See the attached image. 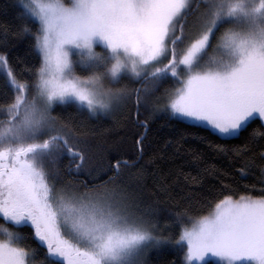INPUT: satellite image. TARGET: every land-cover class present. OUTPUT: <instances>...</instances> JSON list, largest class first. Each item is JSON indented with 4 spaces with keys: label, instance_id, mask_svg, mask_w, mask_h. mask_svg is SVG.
Instances as JSON below:
<instances>
[{
    "label": "snow or ice",
    "instance_id": "6c2138e0",
    "mask_svg": "<svg viewBox=\"0 0 264 264\" xmlns=\"http://www.w3.org/2000/svg\"><path fill=\"white\" fill-rule=\"evenodd\" d=\"M19 4L0 33V264H264V0ZM159 118L232 170L181 136L149 173ZM108 119L131 123V155L93 169Z\"/></svg>",
    "mask_w": 264,
    "mask_h": 264
},
{
    "label": "trees",
    "instance_id": "16d2710c",
    "mask_svg": "<svg viewBox=\"0 0 264 264\" xmlns=\"http://www.w3.org/2000/svg\"><path fill=\"white\" fill-rule=\"evenodd\" d=\"M20 4L18 0H0V33H2V26L5 24L16 26L20 23L19 18ZM21 47L20 54L23 55V46ZM3 80V73L0 72V81ZM2 89V85H0ZM4 97L0 95V100ZM143 119V117H141ZM96 123V131L98 133L97 139L101 142H106L105 151L94 155L91 160L88 161V165L93 169L103 168L111 159L115 153L111 151L113 146H119L121 154L124 158H130L132 149V125L129 121H121L120 124H113V122L108 119L102 122ZM143 131V129H141ZM191 133L192 135H188ZM202 133H196L192 128H183L177 125L174 121H169L165 118H159L151 122L150 129L148 131L149 138L152 143L149 145L148 153L145 156V160L149 158L157 150L164 151V157L158 158L155 164L148 167V172L151 173L155 169L157 173L166 172L170 166L168 155L172 152L174 145H170L167 149H162L161 146L165 144L166 141H176L181 136L186 137V143L182 147V151L185 147H192L199 150H203L206 163L216 164L219 168L225 169L226 171H231V165L229 162L221 156L215 154L214 151L209 149L204 143L195 139L196 135H201ZM187 158V157H185ZM238 167V166H237ZM189 169H186L188 171ZM195 174V172L193 173ZM149 183L152 182V177L149 176ZM246 183H252L251 177L247 178ZM209 184H215L216 181L209 177ZM207 187V185L205 186ZM197 192L200 191L199 188L196 189ZM162 208H168L170 205L162 204ZM169 219L166 214H161L159 217L160 225L163 227L165 220ZM165 233L174 232L175 229H164ZM176 250L173 248H163L159 251H153L150 254L151 264H168L169 261L177 259ZM39 259V257L37 258ZM179 259H183L182 255ZM204 264H218L212 260L206 261Z\"/></svg>",
    "mask_w": 264,
    "mask_h": 264
},
{
    "label": "rangeland",
    "instance_id": "374dc122",
    "mask_svg": "<svg viewBox=\"0 0 264 264\" xmlns=\"http://www.w3.org/2000/svg\"><path fill=\"white\" fill-rule=\"evenodd\" d=\"M19 1V0H18ZM208 260H212L218 264H221L220 260L218 257H215V256H212V255H208L206 258H205V261L203 262V264L208 261Z\"/></svg>",
    "mask_w": 264,
    "mask_h": 264
}]
</instances>
